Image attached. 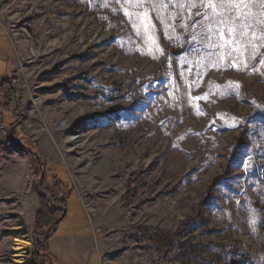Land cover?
Listing matches in <instances>:
<instances>
[{
	"label": "rangeland",
	"instance_id": "obj_1",
	"mask_svg": "<svg viewBox=\"0 0 264 264\" xmlns=\"http://www.w3.org/2000/svg\"><path fill=\"white\" fill-rule=\"evenodd\" d=\"M4 76L0 264H264V0H0Z\"/></svg>",
	"mask_w": 264,
	"mask_h": 264
},
{
	"label": "trees",
	"instance_id": "obj_2",
	"mask_svg": "<svg viewBox=\"0 0 264 264\" xmlns=\"http://www.w3.org/2000/svg\"><path fill=\"white\" fill-rule=\"evenodd\" d=\"M13 90L14 87L12 83H10L7 80H4L2 82V85H0V92L5 95H10L11 92L13 95ZM15 139L17 140V137H15ZM28 151L30 154H32L31 150L28 149ZM40 189L42 193L45 195L39 196L40 208L39 211L36 213V223H35L36 236H41V235L43 236L45 234L46 229L53 223L54 218L62 214L61 209H57L56 211L52 212L49 208L50 203L52 202L55 206L60 205L61 207L66 208L68 197L70 194L69 191L67 190V185L58 179L50 182L45 177L42 183L40 184ZM55 228L56 226H54L50 231V236L52 232H54ZM48 241L49 239H47V241H45L43 244L37 243L36 244L37 250L48 253L49 251ZM48 256L51 257V261H52L51 264H56L55 262L57 261L56 258L52 256L50 253ZM48 256L41 255L38 252L35 253L36 259L46 260L43 264H46V262H48Z\"/></svg>",
	"mask_w": 264,
	"mask_h": 264
},
{
	"label": "water",
	"instance_id": "obj_3",
	"mask_svg": "<svg viewBox=\"0 0 264 264\" xmlns=\"http://www.w3.org/2000/svg\"><path fill=\"white\" fill-rule=\"evenodd\" d=\"M9 78V77H8ZM6 76H4V77H1L0 78V82H2L3 80H9ZM15 95V94H14ZM15 98H16V95L14 96ZM14 98V99H15ZM16 103H15V101H14V109H16ZM16 111V110H15ZM73 133H75L74 131H73ZM37 158H38V156H36ZM43 172H41V176H40V179H39V181H38V184L36 185V188L38 189V191H39V183L42 181V179H43ZM39 193L40 194H42L40 191H39ZM65 213H66V210L64 209L63 210V213H62V215L60 216V218L59 219H57L55 222H53L51 225H50V227L46 230V232H45V235L40 239L41 241H44V240H46L48 237H49V233H50V229H51V227H53V226H55L64 216H65ZM33 246H34V249L35 250H37V248H36V245H35V241H33ZM40 253V252H39ZM41 254H43L44 256H48V253H46V252H43V253H41ZM51 257H49L48 256V264H51Z\"/></svg>",
	"mask_w": 264,
	"mask_h": 264
},
{
	"label": "bare ground",
	"instance_id": "obj_4",
	"mask_svg": "<svg viewBox=\"0 0 264 264\" xmlns=\"http://www.w3.org/2000/svg\"><path fill=\"white\" fill-rule=\"evenodd\" d=\"M81 136L76 137L74 140L79 141ZM29 241L28 240H15L13 251L17 253L15 264H20L24 261V252L23 250L29 247Z\"/></svg>",
	"mask_w": 264,
	"mask_h": 264
},
{
	"label": "snow or ice",
	"instance_id": "obj_5",
	"mask_svg": "<svg viewBox=\"0 0 264 264\" xmlns=\"http://www.w3.org/2000/svg\"><path fill=\"white\" fill-rule=\"evenodd\" d=\"M245 2H246V0H228V5H229L230 10H231L233 4H234L235 8L238 9L240 7V5L244 4ZM220 6H221V8L224 7L223 4H221ZM237 19H239V17H237ZM241 35H243V34H241ZM197 99H201V98H197Z\"/></svg>",
	"mask_w": 264,
	"mask_h": 264
},
{
	"label": "crops",
	"instance_id": "obj_6",
	"mask_svg": "<svg viewBox=\"0 0 264 264\" xmlns=\"http://www.w3.org/2000/svg\"><path fill=\"white\" fill-rule=\"evenodd\" d=\"M3 49V48H2ZM5 59V58H4Z\"/></svg>",
	"mask_w": 264,
	"mask_h": 264
}]
</instances>
